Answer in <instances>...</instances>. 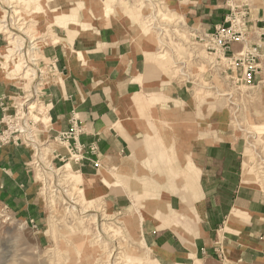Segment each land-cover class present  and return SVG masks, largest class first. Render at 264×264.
<instances>
[{"label":"crops","instance_id":"crops-1","mask_svg":"<svg viewBox=\"0 0 264 264\" xmlns=\"http://www.w3.org/2000/svg\"><path fill=\"white\" fill-rule=\"evenodd\" d=\"M171 1L180 4L189 22L200 21L208 30L224 23L226 0ZM58 6L63 15L76 21L56 27V42L44 51L46 57L56 58L58 70L46 90L51 121L48 134L55 137L66 132L76 119L83 129L80 142L95 145V158L106 162L107 169L135 152L138 156L154 155L162 142L166 151L160 155L166 153L173 163L159 164L157 170L150 169L152 161L147 168L138 164L136 180L130 181L136 191L128 187L141 214L146 189H156L160 196L168 187L185 188L181 186L184 183L175 182L179 171L175 108L184 93L173 84H162L165 78L154 43L127 14L121 11L119 17L109 18L99 0H58ZM260 10L251 12L252 30L264 28V11ZM4 48L0 37V54ZM238 48L234 45L231 51ZM8 74L0 68V104L17 93V84ZM220 137L225 138L218 135L198 153L200 167L192 186L193 198L185 192L165 194L157 208L147 204L148 213L159 216L156 225L160 227L156 236H150L148 228L145 235L152 238L153 249L171 256L170 263L264 264V191L245 180L243 147ZM183 155L195 154L186 149ZM31 161L32 149L26 146L10 144L0 149V204L17 214L34 211L36 186ZM187 162L180 164V170L192 169L193 164ZM171 170L174 175L158 182L160 171ZM94 171L89 163L84 167L85 175ZM120 171L127 174L124 167Z\"/></svg>","mask_w":264,"mask_h":264},{"label":"rangeland","instance_id":"rangeland-1","mask_svg":"<svg viewBox=\"0 0 264 264\" xmlns=\"http://www.w3.org/2000/svg\"><path fill=\"white\" fill-rule=\"evenodd\" d=\"M54 2L55 0L48 1L49 17L50 10L56 8ZM99 2L103 8L108 10L106 13L109 18L119 17L123 12L124 15L127 14V18L140 24L142 34L148 38V41L151 40L154 43L155 55L163 68L165 78L162 84H173L181 90V93H184L183 100L177 101L175 108L177 115L176 163L178 162L179 165H177L179 171L176 172L175 182L176 184L181 183L186 177L190 181L181 185L185 187L184 189L178 190L176 187H171L174 192L168 188L170 190L160 196L156 189L149 191L146 189L145 195L141 197V202L145 206L141 208V214L137 215L138 221L142 223L131 235L129 234L130 236L126 232L128 238H123L126 247L129 248L127 254H124V261H126L124 264H176L169 262L172 258L167 253L153 249L150 241L152 238L148 240L145 235V230L148 228L150 236H156L160 227L156 225L159 216L149 214L147 204L151 203L152 207L157 208L159 203L157 201H162V196L164 198L165 194L171 196L185 192L192 197L194 176L200 167L198 153L205 145L215 142L214 139L218 135H223L226 140L243 147L242 162L245 180L248 185L264 191V38L257 39L261 33L259 30L264 28L252 30L249 26L251 12L259 9L264 11V0H226L227 11L224 23L209 30L200 21L189 22L180 4L171 0H99ZM243 4L246 5L248 11L247 42L233 44L231 49L234 45H239L240 48L236 51L230 49L224 55L214 46L213 35L216 36L218 29L229 25L228 19L233 14L232 11L235 12L234 9ZM22 5H19L21 9H26L24 7L26 5L24 3ZM4 6L7 7L6 4ZM55 12L63 19L68 16L63 15L59 8ZM71 19L73 18L69 17V20ZM56 25L57 27L63 26V23L57 22V19L54 22L50 20L45 27L44 35H47L46 39H48L47 45L44 43L46 48L56 42L54 36ZM253 44L260 45H257L259 55L254 64L257 70L251 81H245V72L250 65H253L246 55L254 52ZM7 60L3 61L6 69L4 71L9 73L8 79L17 84V93L6 103L2 100L0 118L5 113L4 109H7V113L13 114L15 105H24V108L34 106L30 115L31 122L27 127L28 131L32 130L31 134L35 136L33 141L37 142H34L33 149H29H32V161L41 163L40 168L44 173L42 174L31 165L36 186L33 212L17 214L10 211L7 206L0 204V264L81 263L77 254L76 256L70 254L73 249H76L71 236H78L85 230H88L91 236L95 233L93 223L90 225L81 223L93 215L91 213L93 207L99 205L102 213L109 216V220L106 218L108 220L106 224L110 226V232L113 231V235L118 234V240L121 241L122 235L118 232L120 228H123L122 220L129 218L135 212L132 204L136 201V197L128 193L130 189L127 184L130 181L135 182L136 167L139 164V167L143 168L151 161L153 164H150V167H159L165 159L160 165H170L173 163V158L160 155V152L165 150L164 144L158 142L157 154L154 156L153 154L138 156L135 152L130 156L119 158L118 165L107 169L105 162L102 164L99 158H95L98 148L95 145L86 146L80 142L83 131L76 139L71 138L69 142H61L62 146H56L53 139H56L58 135L50 137L51 135L48 134L51 121L49 119L50 110L45 101L46 90L58 71L56 58L46 57L39 67L40 74L37 79L25 84L19 78L16 79L17 74L12 68L14 66L9 59ZM28 97L30 103H25ZM25 119L20 123L24 124ZM225 138L220 137L219 139ZM22 146L25 147V145ZM92 146L96 149L95 154L90 152ZM34 147H40L42 154L39 155ZM186 149L190 155L193 153L195 155L184 156ZM187 161L193 163V170L180 171ZM88 163L95 170L91 175H85L84 172V167ZM122 167L126 169V175L120 173ZM102 177L106 182L101 179ZM164 177L166 178L165 175H156L158 182L165 179ZM97 180L99 186L95 185L94 181ZM102 186L106 187V189L103 188L106 196L98 200V203L92 195V189ZM100 213L97 214L100 217L99 221L102 219ZM144 221L147 224H144ZM94 248L98 249V247ZM110 251V247H103L99 257L108 256ZM92 252L97 253L98 251ZM103 260L105 262V259Z\"/></svg>","mask_w":264,"mask_h":264},{"label":"bare ground","instance_id":"bare-ground-1","mask_svg":"<svg viewBox=\"0 0 264 264\" xmlns=\"http://www.w3.org/2000/svg\"><path fill=\"white\" fill-rule=\"evenodd\" d=\"M48 1L50 0H0V37L3 39V41L6 43L5 48L3 52L0 54V68L5 70L4 68V60L9 59V62L13 64L14 72H16V79L19 78V80L25 84V83H32L35 81L40 74V65L42 61L46 58L44 54L45 45L47 35H44L46 33L45 27L51 22H54L55 19H57V22L63 23V26H66L69 20V16L62 18L61 15H56L55 11L59 7L58 6V0H55L53 3L56 8H52L50 17L48 16L47 8H48ZM18 2V3H17ZM24 3V6L26 9H21L19 5H22ZM4 4L7 5L4 6ZM23 6V5H22ZM27 10V11H26ZM55 14V15H54ZM75 20V19H73ZM76 21V20H75ZM81 23V22H80ZM54 25V24H53ZM57 27V25H56ZM48 28V27H47ZM53 34V33H51ZM55 34V33H54ZM76 36V35H75ZM52 38V37H51ZM47 45V44H46ZM8 61V60H7ZM7 63V62H6ZM45 65V64H43ZM7 68V67H6ZM11 68V70H12ZM16 69V71H15ZM8 70V68H7ZM12 71V73H13ZM44 71V70H43ZM46 71V70H45ZM48 73V72H47ZM46 75V74H45ZM182 75V74H181ZM45 77V76H44ZM46 78V77H45ZM44 78V79H45ZM38 81V80H37ZM44 81V80H43ZM56 82V81H55ZM39 84V83H38ZM37 87V86H36ZM24 88V87H23ZM23 90V89H22ZM31 91V90H30ZM38 92V91H37ZM28 93V91L26 92ZM37 94V93H36ZM28 95V94H26ZM32 95V93H31ZM40 95V94H39ZM36 96V95H35ZM37 98V97H36ZM26 100V99H25ZM36 100V99H35ZM38 100V99H37ZM30 103L29 97L27 98V102ZM37 105V104H36ZM39 107V106H38ZM30 110L33 109V107L29 108ZM35 121V120H34ZM35 137V136H34ZM36 141V140H35ZM160 141V140H159ZM37 142V141H36ZM39 144V143H38ZM161 145V144H160ZM159 145V146H160ZM171 146V145H170ZM42 147V146H41ZM155 147V146H154ZM172 147V146H171ZM177 147V146H176ZM152 148V146H151ZM161 148V146H160ZM180 148V147H179ZM177 149V148H176ZM49 150V149H48ZM158 150V149H157ZM172 150V149H171ZM46 152V150H43ZM164 151V150H163ZM166 151V150H165ZM164 151V152H165ZM50 152V151H49ZM156 152V151H154ZM37 153V152H36ZM161 153V152H160ZM182 153V152H181ZM157 154V153H156ZM159 154V152H158ZM163 154V153H162ZM47 155V154H46ZM167 154L165 153V156ZM171 155V154H170ZM173 155V154H172ZM175 155V154H174ZM173 155V156H174ZM154 156V155H152ZM159 156V155H158ZM157 157V155L155 156ZM180 157V156H179ZM183 157V155H182ZM184 158V157H183ZM154 159V158H153ZM156 159V158H155ZM175 159V158H174ZM41 160V159H40ZM110 160V159H109ZM163 160V158H162ZM166 160V159H165ZM163 160V161H165ZM176 160V159H175ZM185 160V159H184ZM38 161V159H37ZM42 161V160H41ZM162 161V162H163ZM170 161V160H169ZM177 161V160H176ZM159 162V161H158ZM161 162V163H162ZM106 163V162H105ZM151 163V162H150ZM160 163V164H161ZM178 163V162H177ZM188 163V162H187ZM191 163V162H190ZM163 164V163H162ZM189 164V163H188ZM187 164V165H188ZM193 164V163H192ZM178 165V164H177ZM103 166V165H102ZM155 166V165H154ZM158 166V165H156ZM179 166V165H178ZM68 167V166H67ZM160 167V166H159ZM151 168V167H150ZM156 168V167H155ZM188 168V167H187ZM181 169V168H180ZM190 169V168H189ZM193 169V168H192ZM191 169V170H192ZM149 170V169H148ZM157 170V168H156ZM162 170V169H160ZM183 170V169H182ZM175 171V170H174ZM181 171V170H180ZM190 170H188L189 172ZM110 172V171H109ZM125 173V171H123ZM153 172V171H152ZM157 172V171H156ZM183 172V171H182ZM64 173V172H63ZM66 173V172H65ZM159 175H165L167 178L171 177L173 174V170L171 171H160L158 173ZM180 174V173H179ZM186 174V173H185ZM115 175V174H114ZM118 175V174H117ZM174 175V174H173ZM199 175V174H197ZM195 174V176H197ZM184 178V175H182ZM194 176V178H195ZM120 177V176H118ZM124 177V176H122ZM132 177V176H131ZM158 177V176H157ZM177 177V176H176ZM186 177V176H185ZM126 178V177H125ZM146 178V177H145ZM165 178V177H164ZM173 178V177H172ZM83 179V178H82ZM105 181V178L102 177ZM117 179V178H116ZM131 179V178H130ZM133 179V178H132ZM147 179V178H146ZM144 179V180H146ZM160 179V178H159ZM176 179V178H175ZM174 179V180H175ZM250 179V178H249ZM187 177L182 180L183 183H188ZM196 180V179H195ZM199 180V179H198ZM124 181V180H123ZM130 181V180H129ZM141 181V180H140ZM162 181V179H161ZM244 181V180H243ZM247 181V180H246ZM251 181V180H250ZM95 185H98V180L94 181ZM106 182V181H105ZM120 183V182H119ZM130 183V185H129ZM113 184V183H112ZM126 184V183H125ZM135 183L128 182V187L130 189H134L136 191V186L132 185ZM170 184V183H169ZM190 184V182H189ZM108 185V184H107ZM121 185V184H120ZM145 185V184H144ZM155 185V184H154ZM163 185V184H162ZM173 185V184H172ZM111 186V185H109ZM124 186V185H123ZM176 186V185H175ZM195 186V185H194ZM88 187V186H86ZM153 187V186H151ZM163 186H161L162 189ZM166 187V186H165ZM200 187V186H199ZM103 188L106 189V187H97L96 189H92V195L95 199V201L98 202V200H101L106 196V193H104ZM164 188V187H163ZM169 188V187H168ZM182 188V187H181ZM127 189V188H126ZM167 189V188H166ZM178 189V188H177ZM184 189V188H183ZM187 189V188H186ZM163 190V189H162ZM170 190V189H169ZM181 190V189H180ZM189 190V189H187ZM174 192V189H172ZM176 191V190H175ZM130 191H128L129 193ZM201 192V191H200ZM142 193V192H141ZM189 193V192H188ZM131 194V193H130ZM202 196V194H201ZM186 197V196H185ZM184 197V198H185ZM189 197V196H188ZM197 197V196H196ZM75 198V197H74ZM131 198V196H130ZM191 198V197H190ZM193 198V197H192ZM200 197H198L199 199ZM154 199V198H153ZM157 199V198H156ZM197 199V200H198ZM131 200V199H130ZM135 200V199H133ZM190 200V199H189ZM195 200V199H193ZM192 201V200H191ZM132 204L135 208V212L129 216V218L122 220L123 228H120L119 234L122 236L120 237L119 241L118 234L113 235V231H111L110 226H107L106 223H108V217L105 214L102 213V209L99 208V205L94 206L89 219H85L86 221H81V223H93V226L95 227V233L91 234L88 232V230L82 231L78 236H71L74 245L76 246V249H73L70 254L76 256L79 260H81V263H75V264H124L126 261H124V254H127L129 248L126 247L125 242L123 238H128L126 235V232L128 235L136 230L142 222L138 221L137 215H139L138 211V205L137 201H133ZM74 203V202H73ZM77 203V201H76ZM74 203V204H76ZM99 203V202H98ZM192 203V202H191ZM81 204V202H80ZM145 206V205H144ZM188 207V206H187ZM191 207V206H190ZM84 208V207H82ZM169 208V207H168ZM193 208V207H191ZM90 209V208H86ZM170 210V208H169ZM192 210V209H191ZM101 212V213H100ZM104 212V211H103ZM173 212V211H172ZM171 212V214H172ZM193 212V211H192ZM86 213V212H85ZM89 213V212H88ZM101 214L102 219L99 221V216L97 214ZM169 213V212H168ZM107 214V213H106ZM170 214V215H171ZM86 215V214H85ZM158 215V214H157ZM178 215V213H177ZM174 216V215H173ZM250 216V215H249ZM156 217V216H155ZM87 218V217H86ZM108 220H107V219ZM157 218V217H156ZM159 218V217H158ZM183 219V218H182ZM197 219V218H196ZM116 220V219H115ZM188 220V219H187ZM190 221V220H189ZM116 222V221H115ZM165 222V221H164ZM110 223V221H109ZM121 223V222H120ZM80 224V223H79ZM113 224V223H112ZM116 224V223H115ZM114 224V225H115ZM175 224V223H174ZM88 225V226H89ZM113 225V226H114ZM169 226V223H168ZM190 228V227H189ZM114 229V228H113ZM118 230V229H117ZM111 235V236H110ZM129 235V236H130ZM119 241V242H118ZM110 247L111 251L108 254V256H105L104 258H100V252L103 247ZM94 247H98V249H95ZM74 248V247H73ZM92 248L94 250L98 251L97 253H94L92 251ZM69 254V253H68ZM69 254V255H70ZM71 256V255H70ZM99 257V258H98ZM123 257V258H122ZM122 258V260H121ZM105 259V262L104 260ZM68 260V258H67ZM70 261V260H69ZM77 261V260H76ZM150 261V260H149Z\"/></svg>","mask_w":264,"mask_h":264},{"label":"built area","instance_id":"built-area-1","mask_svg":"<svg viewBox=\"0 0 264 264\" xmlns=\"http://www.w3.org/2000/svg\"><path fill=\"white\" fill-rule=\"evenodd\" d=\"M235 12L232 11L231 17L229 20V25L227 27L218 29V34L213 35V44L214 46L219 49L224 55L227 51L231 49V46L235 43H244L247 42V7L245 4L241 5L240 7H237ZM261 33H260V32ZM258 31L259 37L257 39L264 38V29H260ZM257 45L259 44H253L252 46H255L253 49V53H248L246 57L251 59L253 65H250L248 67L247 71L245 72V81H251L253 79V76L255 75V71L257 70L254 66L255 60L257 59L259 52L257 51ZM260 46V45H259ZM245 57V58H246ZM27 102V101H26ZM25 102V103H26ZM3 107V106H2ZM34 106H29L27 108H24V105H15L14 106V113L11 114L10 112L7 113V109H4L5 113L2 118H0V126L2 127L0 129V149L5 145H25L28 148L33 149V145L35 140L34 136L31 134L32 130L28 131V125H30L31 119V111L29 108ZM20 115L21 118L19 117ZM24 118L25 122L24 124L20 123ZM83 129L82 126L74 119L72 121V125L68 132L61 133L57 136L56 139H53V141L56 142V146H62L61 142H65L71 140V138L76 139L78 135L82 133ZM35 151H38L39 155L42 154L40 147H34ZM56 150V149H55ZM41 152V153H40ZM91 153H96V149L94 146L90 147ZM35 158V156H34ZM36 162V161H35ZM32 161L31 165L35 167L36 170L44 173L43 169L40 167L42 164L35 163ZM97 165V163H96Z\"/></svg>","mask_w":264,"mask_h":264}]
</instances>
